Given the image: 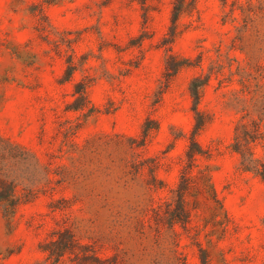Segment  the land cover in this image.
I'll return each instance as SVG.
<instances>
[{
  "label": "rangeland",
  "instance_id": "1",
  "mask_svg": "<svg viewBox=\"0 0 264 264\" xmlns=\"http://www.w3.org/2000/svg\"><path fill=\"white\" fill-rule=\"evenodd\" d=\"M173 2L0 0V134L52 170L51 182L14 210L0 205V264H50L40 246L64 228L111 254L138 220L150 232L154 208L169 213L165 203L183 172L206 169L217 201L191 182L189 218L174 226L181 259L201 264L203 248L209 264H264V182L240 171L229 150L233 85L220 87L219 73L197 105L209 121L196 138L211 154L187 165L189 83L205 79L232 33L220 23L219 0H185L175 24ZM79 84L89 101L83 111L70 109ZM70 123L78 124L72 141L61 131ZM145 126L152 129L143 140ZM158 224L166 234L167 220Z\"/></svg>",
  "mask_w": 264,
  "mask_h": 264
},
{
  "label": "trees",
  "instance_id": "2",
  "mask_svg": "<svg viewBox=\"0 0 264 264\" xmlns=\"http://www.w3.org/2000/svg\"><path fill=\"white\" fill-rule=\"evenodd\" d=\"M219 1L222 8L220 23L227 26L232 35L225 50L217 46V60L205 79L194 77L189 83L188 89L194 102V124L186 149L187 165L190 169L197 156L208 158L211 154L202 149L196 138L209 121V117L201 113L197 105L201 89L208 84L211 74L219 73L222 76L218 79L220 87L233 85L227 97L228 105L236 114L229 150L236 154L240 171L264 182V0ZM186 10L185 0H174L173 24ZM231 50L239 51L242 56L232 55ZM214 69L217 72H213ZM72 71V66H69V76ZM74 93L76 97L70 109L85 110L89 103L86 85L79 84ZM77 127L78 124H62L65 140L72 141ZM151 129L144 127L143 140ZM206 170L191 176L184 172L180 175L171 201L165 203V212L169 213L161 217L157 209H153L156 225L149 226L150 232H146L143 223L138 220L131 240L124 242L122 248L115 245L111 254L100 255L91 244L80 243L71 229L57 230L40 246L46 262L56 264L67 257L70 264H185L177 248L174 226L189 218L185 195L192 181L197 192L204 194L208 191L211 199L217 201L209 171ZM51 173L49 164L41 162L32 150L0 134V205L14 210L22 197L28 199L42 191L51 182ZM217 204L223 210L222 205ZM213 214L215 219L216 213ZM161 218L168 223L166 234L159 228ZM127 230L131 232L130 226H127ZM199 257L201 264H209L205 249L199 248Z\"/></svg>",
  "mask_w": 264,
  "mask_h": 264
}]
</instances>
